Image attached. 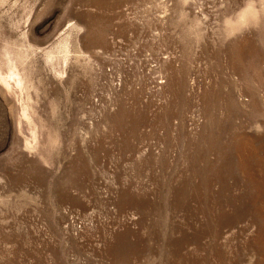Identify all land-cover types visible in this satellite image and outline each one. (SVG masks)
<instances>
[{"label":"rangeland","instance_id":"rangeland-1","mask_svg":"<svg viewBox=\"0 0 264 264\" xmlns=\"http://www.w3.org/2000/svg\"><path fill=\"white\" fill-rule=\"evenodd\" d=\"M0 264H264V0H0Z\"/></svg>","mask_w":264,"mask_h":264}]
</instances>
